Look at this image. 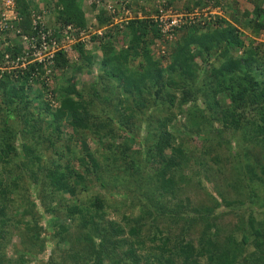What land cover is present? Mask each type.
Returning <instances> with one entry per match:
<instances>
[{
    "label": "trees",
    "instance_id": "trees-1",
    "mask_svg": "<svg viewBox=\"0 0 264 264\" xmlns=\"http://www.w3.org/2000/svg\"><path fill=\"white\" fill-rule=\"evenodd\" d=\"M248 1L247 37L234 16L199 14L158 55L155 25L136 17L22 71L8 70L0 51V264H264V42L254 43L264 1ZM15 2L20 32L35 35L30 13L41 11ZM188 2L187 12L204 6ZM41 4L43 31L93 26L81 0ZM135 5L133 13L145 12ZM96 19L108 25L103 10ZM12 41L10 59L20 54ZM192 136L218 172L225 161L216 149L236 160L234 178L220 186L235 198L215 193L226 205L257 207V216L238 218L239 240L218 241L208 223L196 240L188 236L216 207L192 205L182 189L196 160Z\"/></svg>",
    "mask_w": 264,
    "mask_h": 264
},
{
    "label": "rangeland",
    "instance_id": "rangeland-1",
    "mask_svg": "<svg viewBox=\"0 0 264 264\" xmlns=\"http://www.w3.org/2000/svg\"><path fill=\"white\" fill-rule=\"evenodd\" d=\"M88 1L89 0H84L81 2L83 11L88 10L87 9L88 5H86ZM167 1H171L172 7L187 11L184 8L185 7L184 5L187 4L189 0H164V2H167ZM199 1L201 3H204V6L194 7L192 8V10H190V12L193 11V13H195L197 11V13L201 14L202 13L201 8H206L203 10L204 14L202 15L206 14V16L208 17L218 16V17L229 19L230 18L229 15L234 16L239 21L238 23H235V26L237 25V28L241 30L240 33L242 32L243 34H247L245 35L246 37L249 35L248 30L246 29L247 26H246L245 19H248V17L250 16L244 17L242 16V14L245 11H250L252 7L250 1L248 0H199ZM32 2L34 3V0H32ZM142 2L143 0H141L140 3L141 5H143L142 7L144 10H151L152 6L150 5L153 3V0H151V2L149 1L148 5ZM135 3L136 2L131 3V7L136 6ZM36 7L38 8L39 5L36 4ZM37 8H34V9H37ZM245 41L247 42V39H245ZM260 42H264V30L260 31L257 37V41H254V43L256 44ZM0 45H3L1 41H0ZM168 47H169L168 43H165L164 41L160 40V42H158V46L153 47V49H154L155 54L158 55L159 52H161L160 50H162L163 48H167V50H169ZM232 54L238 55V52L235 51ZM214 126H217V125L214 123ZM65 131H66L65 133H69L70 129H67ZM213 136L215 138L216 135L214 134ZM207 137H209V140H210L212 137V133H207ZM190 139H191L190 144L187 146L191 154H195L196 160L194 161L192 166L190 165L191 173H188L190 175V179L188 181V184H186L185 187L183 186L182 189L185 190V195L188 196V199L192 205H195V206L205 205L208 207L214 205L216 207H213L211 213L204 215L202 219L194 220V223L192 224L193 228H191V230L188 232V236H191V238L196 240L200 231L203 230V228L205 227V224L208 223L211 225V227L209 228V231L212 232V231L217 230L216 238L218 241L222 242L224 238H227L229 236H232V238L235 240H239L241 239L242 235L239 234L237 231L236 232L234 231V227L238 221V218L242 216L243 219H246L249 211L252 212L255 216H257V211H256L257 207H252L251 209L249 208V210L247 211L246 199H244L243 205H240L236 201L230 203V205H226L222 203V201L219 199V196H217L215 193L216 191H219V192L224 191L223 192L224 198H228V199L235 198L234 192L230 190L229 187L227 188L225 187V190H224L223 188H220V186H222L225 182L230 181L232 178H234L233 170L236 168V165H237L236 160L234 157H230L228 153H225L226 150L223 151L221 148H218V150L216 149V152L219 156L218 158H220V160L225 161V164L222 167V171L218 172L216 168V163L214 165H211V161L209 160V158H207L206 155L202 154V150L200 148V143H201L200 137L192 136ZM86 142H87V145L92 146L89 140H87ZM132 146L136 147V145H132ZM239 159H241L242 163H244L243 156L240 155ZM76 163L77 162L74 161V166H76ZM207 163H210L211 165L210 170L208 168H207L208 170L207 169L205 170ZM252 163H253L252 161L248 160V163L245 164L244 166L248 167ZM203 165L205 167H203ZM253 167H256V165H254ZM183 171L186 174V170L184 169ZM257 172H259V168H257ZM223 176H225L223 180H218V178H221ZM196 180L201 181L200 185H197ZM91 190L102 192V190L99 189L97 186H92ZM160 202H161V199H160ZM165 202L163 203L167 204V201ZM38 209H40V207H38ZM137 209L138 208L135 206L134 207L135 211H133V214H137ZM106 210H107V213L111 212L109 208H107ZM112 217L116 218V216H112ZM158 225L161 227V224H158ZM146 228L145 227L143 228V232H144L143 234H147ZM170 228L174 229L175 227H170ZM171 229H169L170 231L168 230L166 233L170 234L172 231ZM146 244L148 243L146 242ZM62 246L63 245L60 244V247ZM49 252H50L49 247H46L43 252L38 254V256L44 259L48 255ZM175 263L179 264L178 259H175Z\"/></svg>",
    "mask_w": 264,
    "mask_h": 264
},
{
    "label": "built area",
    "instance_id": "built-area-1",
    "mask_svg": "<svg viewBox=\"0 0 264 264\" xmlns=\"http://www.w3.org/2000/svg\"><path fill=\"white\" fill-rule=\"evenodd\" d=\"M94 1L96 4H101L99 0ZM129 1L131 0L106 1L105 10L109 15L108 26L117 25L120 28L126 23L128 18L132 17L131 11L127 6ZM165 3L164 0H154V7H156L157 12L148 16L155 24L162 41L172 40L182 24L188 23L194 17H199L197 11L189 13L183 10L177 11L170 7L164 8ZM1 8L3 10L0 11V41L3 45H0V51L5 52L3 54V63L8 70L17 69L22 71L35 61L39 62L45 57H51L53 52L60 50V48L65 50L70 43L84 42L89 40L93 34L101 35L103 30V27H94V25H86L82 29H76L69 24H64L62 30L56 32L57 35H55L52 30H41L44 27V21L42 20L44 18L42 16L44 15V10H42L41 13L35 14L36 12L33 11L30 13L31 29H36L37 25L40 28L36 30L35 35L28 36L20 32L18 26L20 17L14 13L13 0H2L0 3ZM204 9L206 8H201L202 14H204ZM136 15L141 17V12H137ZM12 40L18 41V50H20V54L14 59H10L8 52L4 51L8 46L12 50L14 45Z\"/></svg>",
    "mask_w": 264,
    "mask_h": 264
},
{
    "label": "clouds",
    "instance_id": "clouds-1",
    "mask_svg": "<svg viewBox=\"0 0 264 264\" xmlns=\"http://www.w3.org/2000/svg\"><path fill=\"white\" fill-rule=\"evenodd\" d=\"M1 1L2 0H0V3H1ZM30 1V0H29ZM32 1V0H31ZM42 1L43 0H34V4H38L39 5V7L37 8L38 10H40V11H42V10H44V9H42ZM52 1V2H51ZM94 1V0H93ZM99 1H101V4H96V2L94 3L95 5H94V7L93 8H91V6H90V4L92 3L91 2V0H89L88 1V3L86 4V5H88V7H87V9L88 10H86V11H84V15H85V19H87V20H90L92 23H93V25H94V27H96L97 26V19H96V14H97V12H98V10H103L104 11V13L109 17V15H108V13H107V11L105 10V3H106V1H109V2H114V1H117V0H99ZM133 1H136L137 2V5L140 3V1L141 0H131V1H129L128 3H127V6L129 7V9H130V13H131V15H132V17H130V18H128L127 19V21L129 20V19H132V18H138V19H147L148 21H150L151 23H153L149 18H148V16L150 15V14H154L155 12H151V10L152 9H156V7H154V0H153V3L150 5V6H152V8H151V10H145V12L144 13H142L141 11H136V13H133L132 12V10H131V3H133ZM13 2H14V13L16 14V15H18V13L16 12V2H15V0H13ZM48 2H49V0H48ZM54 2H55V0H50V6H51V9H52V6H54ZM81 2H82V0H81ZM52 3H53V5H52ZM143 3V2H142ZM140 5H141V3H140ZM149 6V7H150ZM168 8V7H170V8H173L174 10H177V11H180V10H182V9H176L175 7H172L171 6V1H167L166 3H165V6H164V8ZM1 10H3L2 8L0 9V11ZM157 10V9H156ZM53 11V10H52ZM183 11H185V10H183ZM137 12H141V17H137ZM185 12H187V11H185ZM193 12V11H192ZM190 13V12H189ZM202 14V13H201ZM44 15H48V12L46 11V10H44ZM126 21V22H127ZM154 24V23H153ZM96 25V26H95ZM155 25V24H154ZM107 26L108 25H100V26H97V27H99V28H102L103 27V30H102V34H103V31H105L106 29L105 28H107ZM113 25H111L110 27H112ZM105 27V28H104ZM156 27V26H155ZM157 29V28H156ZM159 41H160V38H159ZM156 44L158 43V42H155ZM237 52H238V55H239V52H240V50H236Z\"/></svg>",
    "mask_w": 264,
    "mask_h": 264
},
{
    "label": "crops",
    "instance_id": "crops-1",
    "mask_svg": "<svg viewBox=\"0 0 264 264\" xmlns=\"http://www.w3.org/2000/svg\"><path fill=\"white\" fill-rule=\"evenodd\" d=\"M82 1H84V0H82Z\"/></svg>",
    "mask_w": 264,
    "mask_h": 264
}]
</instances>
